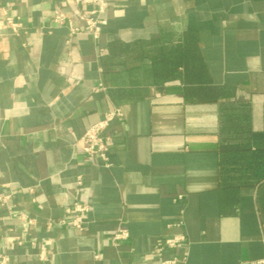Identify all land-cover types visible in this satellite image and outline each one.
Instances as JSON below:
<instances>
[{"label":"crops","instance_id":"crops-1","mask_svg":"<svg viewBox=\"0 0 264 264\" xmlns=\"http://www.w3.org/2000/svg\"><path fill=\"white\" fill-rule=\"evenodd\" d=\"M107 2L94 40L52 20L75 0H0V256L264 260V0ZM115 109L106 167L77 141Z\"/></svg>","mask_w":264,"mask_h":264},{"label":"built area","instance_id":"built-area-1","mask_svg":"<svg viewBox=\"0 0 264 264\" xmlns=\"http://www.w3.org/2000/svg\"><path fill=\"white\" fill-rule=\"evenodd\" d=\"M75 5L79 8L83 7L79 10V20L83 24L82 27L74 25L73 20L60 6H56L52 11V20L54 24L57 27H68L70 36L85 31L91 35L94 40H98L108 26V19L106 17L108 11L107 0H75ZM6 23L15 36H20L25 29L20 18L14 16L6 15ZM73 62V59L71 60V58H69V60L62 63V66L70 67L73 65ZM70 77L72 79L76 78L73 72L70 73ZM121 116L122 112L120 109H115L106 113L102 119L89 127L78 139L77 146L87 158L92 161L99 159L106 167L111 165L109 148L111 137L107 134V130L111 123ZM78 183L82 185L83 182L81 178H79ZM74 209L78 212H82L87 210V206L76 204ZM128 238V230L124 228L119 229L113 236V242L118 245ZM178 243L179 239H169L166 241V244L169 246H176ZM9 261L10 258L7 255L0 256L1 264H8ZM250 264H264V260L251 262Z\"/></svg>","mask_w":264,"mask_h":264},{"label":"trees","instance_id":"trees-1","mask_svg":"<svg viewBox=\"0 0 264 264\" xmlns=\"http://www.w3.org/2000/svg\"><path fill=\"white\" fill-rule=\"evenodd\" d=\"M255 177H259V176H257V174H256ZM245 178H247V177H246V176H241V177H240V179H245Z\"/></svg>","mask_w":264,"mask_h":264}]
</instances>
